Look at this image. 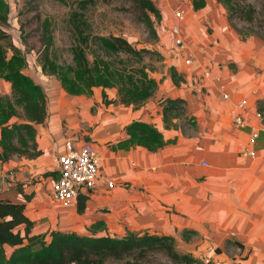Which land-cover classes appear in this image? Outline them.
Instances as JSON below:
<instances>
[{
	"label": "crops",
	"instance_id": "crops-1",
	"mask_svg": "<svg viewBox=\"0 0 264 264\" xmlns=\"http://www.w3.org/2000/svg\"><path fill=\"white\" fill-rule=\"evenodd\" d=\"M228 31L219 27L211 37L197 34L194 50L211 53L213 59L204 56L201 61L199 56V63L189 67L177 58L170 62L171 71L164 72L165 84L158 95L186 99L187 114L197 122L190 132L166 126L157 97L139 108L104 103L109 112L103 116L102 86L100 90L94 86L91 95L75 94L61 82L50 91L49 83L37 80L48 96V117L37 125L43 153L35 158L15 155L0 159V199L26 201L25 195L31 194L26 213L34 220L32 232L48 233V238L53 229L97 235L148 230L185 240L237 238L250 246L252 262L264 264V132L255 144L257 155L244 154L248 128L235 126L231 115L234 104L246 96L248 127L259 122L254 112L259 101H264V41L243 44L239 38H228ZM239 42L244 51L237 48ZM233 57L237 65L232 68ZM203 62L221 75L231 99H224L218 82L202 74ZM180 70L188 76L185 82ZM192 74H198L202 84ZM117 96L118 88L109 87V98ZM95 105L98 109L93 114ZM134 120L154 123L168 141L158 149L127 143L128 124ZM82 121L94 126L85 137ZM67 139L77 144L95 142L101 173L116 182L112 188L104 182L82 192L86 196L82 212L78 210L79 197L72 205L63 206L52 195L58 176L54 157L64 150Z\"/></svg>",
	"mask_w": 264,
	"mask_h": 264
},
{
	"label": "trees",
	"instance_id": "trees-1",
	"mask_svg": "<svg viewBox=\"0 0 264 264\" xmlns=\"http://www.w3.org/2000/svg\"><path fill=\"white\" fill-rule=\"evenodd\" d=\"M142 10L143 19L151 25L152 14L161 16V11L154 0H134ZM195 10L205 7L206 0H191ZM227 9L232 25L243 38L250 35L264 36V17L251 2L240 0H219ZM95 0H76L77 7L70 15V25L77 42L72 47L76 66L59 64L52 58L50 45L46 42L42 57L39 58L41 69L46 73L57 75L62 86L70 93H92L93 85L100 84L105 103H124L139 108L152 98L159 86L158 79L151 75L144 61L151 50L137 47L127 37L116 34H95L85 11ZM264 14V12H263ZM247 23L240 26L237 20ZM263 22L256 26L257 20ZM8 9L0 10V77L10 80L12 94L0 92V159L5 161L15 155L28 158L38 157L43 153L37 141V125L48 117V96L45 87L31 74L25 71L27 56L21 47L15 45L11 33L6 29ZM48 28V26H47ZM97 43L110 57L109 79L100 76L93 83L95 76L101 75L102 67L108 63L104 58L89 57ZM11 48L12 53L8 54ZM92 49V50H90ZM124 54L134 59L138 65L127 68L118 66L125 63ZM114 57V58H115ZM93 64V65H92ZM75 72L74 78L71 73ZM94 75V73H93ZM176 75V74H175ZM84 81L79 82L77 78ZM178 80V79H177ZM116 86L118 96L108 98L106 87ZM85 87V88H84ZM264 103V101H261ZM163 113L167 127L179 128L175 118L185 119L193 126L196 119L187 114V101L182 97L162 99ZM13 116L19 119L12 121ZM129 144H143L151 149H158L168 140L163 132L152 122L134 120L128 124ZM26 201L0 199V264H146L151 252L161 251L176 262L196 264L200 261L190 252H182L177 247V239L172 234L136 231L128 229L122 235H97L53 229L48 233H33L34 220L26 213L27 201L31 194H26ZM86 196L79 195L78 210L86 206ZM103 224V221L94 226ZM6 245L12 247L10 251Z\"/></svg>",
	"mask_w": 264,
	"mask_h": 264
},
{
	"label": "rangeland",
	"instance_id": "rangeland-1",
	"mask_svg": "<svg viewBox=\"0 0 264 264\" xmlns=\"http://www.w3.org/2000/svg\"><path fill=\"white\" fill-rule=\"evenodd\" d=\"M240 1L244 3L251 2L260 12L261 19L264 17V0ZM154 2L159 7L161 16L157 17L152 14L151 25H148L146 21H144L142 10L134 0H95L94 3L83 11H85L95 34L122 35L127 37L137 47H146L151 50L146 53L144 61L150 74H156L157 79L159 80L158 89L152 99L157 97L161 106L162 99L166 98L164 97V94H161V97L158 95L160 86L165 84L166 74H164V72L167 70L171 71L170 62H176L177 58L180 59V61L183 59L181 56L183 52H180V49L175 45L174 34L171 30L172 23L175 21L174 11L176 9L181 8L185 10L186 22L184 24V37H186L185 40L187 45L192 49H194V43L196 42L195 39L198 33L202 34L201 38L206 34V36L209 34L211 37L213 36L211 35L212 32L219 27H225L229 30L228 38H239L240 40H243V44L244 42L246 44L250 42L251 44L256 45L259 41H264L263 35H250L243 38L230 22L227 15V9L219 0H206L205 7L198 10L194 9L191 0H154ZM76 7V0H0V10L3 11L4 9H8V24L6 25V29L11 33L13 43L21 47L23 53L27 56V72L33 75L36 80L44 81L46 84L49 83L50 86L48 88H51L50 91L57 89L61 80L57 75H52L43 71L41 69L39 58L42 57L43 49L46 46V42H48L53 60L59 64H69L73 67L76 66L72 47L75 42H77V38L69 21L71 12ZM237 23L240 26L247 24L240 19L237 20ZM262 24L263 22L258 19L256 26L259 27ZM218 34L219 37L220 33L218 32ZM240 43L241 42L236 44V46L244 51L245 48L240 47ZM212 46H214V43L210 42V47L212 48ZM93 48L94 51L89 52V57L91 59L94 57H101L108 62L106 67H102V69H108L103 70L101 75H97V72L94 71V75L93 73L90 75L95 76L93 83H96L100 76L109 79L110 57L97 43L93 45ZM204 52L205 51L203 50L201 53L197 49V54L201 57H199L201 61L204 59V56L213 59L211 53L204 54ZM11 53L12 50L9 48L8 54L10 55ZM123 56L125 63L118 62V57H113L118 66L121 67L124 65L127 68V66L134 67L138 65L134 59L127 57L126 54ZM233 59L234 57L230 59L232 62L230 64L232 68L237 65L234 63ZM205 62L202 63V67H213L210 63ZM179 65H181L180 62ZM188 70H191V68H188ZM180 72L182 74H180L181 76L188 77L183 71L180 70L179 73ZM198 72L201 71L198 70ZM70 76L74 78L77 77L75 72L71 73ZM194 76H198V82L201 83V77L198 74H192L193 78ZM186 77L184 78V82L187 79ZM77 80L79 82L83 81L82 77L79 76ZM94 86L97 87V90H100L102 85L94 84L93 91ZM11 89L10 80L0 77V92L11 95ZM105 90L109 98V87ZM92 93L86 94L91 95ZM148 100H151V98ZM104 103L105 101L102 98L101 105L103 108ZM93 107L92 112L94 114L98 109V106L95 105ZM107 112H109V109L104 108L102 111L103 116ZM17 119H19L18 116H13L12 118L13 121ZM174 120L180 123V126L185 132H190L195 129V126L190 123H185L188 122L185 119L176 118ZM82 125L81 133L85 137L86 134H88L87 132L90 133L94 126H86L84 121H82ZM93 143L95 147L98 148L96 143ZM176 239L177 247L180 251L190 252L200 260L196 262V264H255L251 261V258L253 257L251 255L252 250L250 246L245 245L237 238L215 240L206 237H198L185 240L184 237L181 236ZM146 260V264H185L184 262H176L172 260L168 255L161 251L151 252ZM258 261L261 263L260 260ZM257 263L258 262H256V264ZM262 263H264V261ZM111 264L118 263L112 262Z\"/></svg>",
	"mask_w": 264,
	"mask_h": 264
},
{
	"label": "built area",
	"instance_id": "built-area-1",
	"mask_svg": "<svg viewBox=\"0 0 264 264\" xmlns=\"http://www.w3.org/2000/svg\"><path fill=\"white\" fill-rule=\"evenodd\" d=\"M175 21L171 30L174 34V43L180 52L185 65L193 66L199 63V56L196 50L187 45L184 37V24L186 13L184 9L178 8L174 11ZM202 74L218 82V89L224 99H231V92L220 74L215 73L210 67H203ZM248 106V98L245 96L236 102L231 109V115L235 126L248 128L247 144L242 152L247 155L256 156L255 144L262 132H264V103L259 101L255 109V116L258 124L248 127V119L245 110ZM54 163L58 170V176L54 180L52 195L63 206H70L76 202L82 192L97 188L104 182L108 187H114L116 182L113 178L101 173L100 155L91 141L77 144L73 139H67L64 150L57 153ZM207 164V162H204Z\"/></svg>",
	"mask_w": 264,
	"mask_h": 264
}]
</instances>
